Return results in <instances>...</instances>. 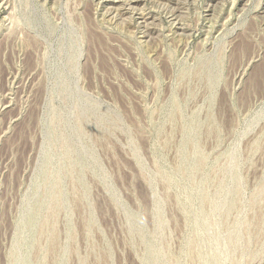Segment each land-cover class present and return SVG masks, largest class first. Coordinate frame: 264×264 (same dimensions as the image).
Listing matches in <instances>:
<instances>
[{"label":"rangeland","instance_id":"obj_1","mask_svg":"<svg viewBox=\"0 0 264 264\" xmlns=\"http://www.w3.org/2000/svg\"><path fill=\"white\" fill-rule=\"evenodd\" d=\"M135 2L0 0V264H264V0Z\"/></svg>","mask_w":264,"mask_h":264},{"label":"bare ground","instance_id":"obj_2","mask_svg":"<svg viewBox=\"0 0 264 264\" xmlns=\"http://www.w3.org/2000/svg\"><path fill=\"white\" fill-rule=\"evenodd\" d=\"M138 1H142V0H136V2H138ZM122 2H123V1H122ZM136 2H135V3H136ZM138 3H139V2H138ZM131 4H132V3H131ZM131 4H130V5H131ZM121 5H122V4H121ZM133 5H134V4H133Z\"/></svg>","mask_w":264,"mask_h":264}]
</instances>
